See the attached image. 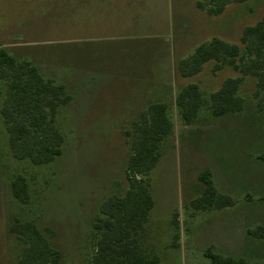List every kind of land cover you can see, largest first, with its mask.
Returning <instances> with one entry per match:
<instances>
[{
	"label": "rangeland",
	"instance_id": "obj_1",
	"mask_svg": "<svg viewBox=\"0 0 264 264\" xmlns=\"http://www.w3.org/2000/svg\"><path fill=\"white\" fill-rule=\"evenodd\" d=\"M199 1L0 0V48L38 64L74 97L57 118L66 137L63 155L34 165L12 154L1 114L7 87L0 80V264H18L22 243L10 231L16 217L35 220L51 236L64 253L62 264H92L93 222L107 197L128 189L130 132L156 101L170 104L175 131L150 174L157 203L145 232L146 248L161 254L162 264H212L211 247L264 264V239L249 233L264 223L258 78L249 75L244 81L247 103L238 113L217 117L208 103L198 121L187 124L177 103L192 82L200 83L211 102L227 78L240 75L230 65L215 72L212 61L185 77L178 65L215 36L241 43L246 26L264 17V0L230 3L220 15L202 9ZM207 168L213 169L218 188L236 198L235 205L210 211L187 206L202 194L200 175ZM18 172L30 180L27 204L12 192L11 178Z\"/></svg>",
	"mask_w": 264,
	"mask_h": 264
},
{
	"label": "trees",
	"instance_id": "obj_2",
	"mask_svg": "<svg viewBox=\"0 0 264 264\" xmlns=\"http://www.w3.org/2000/svg\"><path fill=\"white\" fill-rule=\"evenodd\" d=\"M208 1L207 4L200 0L199 7L220 15L230 3L248 0ZM241 41L231 42L215 36L200 44L190 57L180 60L179 70L185 77L201 73L212 61L215 72L228 65L240 72L238 76L227 78L222 87L212 93L211 102L206 100L200 83L185 86L177 96V103L187 124L196 123L208 103L217 117L243 111L247 100L241 89L249 75L258 78L255 94L259 108L264 112V17L256 24L246 26ZM0 80L7 87L1 114L13 156L42 166L63 155L66 137L57 118L61 107L74 98L67 85L46 76L38 64L18 58L5 47L0 48ZM174 131L175 122L167 101L153 102L136 122L130 132L132 152L126 167L129 187L125 193L107 197L100 205L93 222L96 250L92 264H162L161 254L149 251L145 246V232L157 203L150 174L161 163L165 143ZM261 158L264 159V155ZM200 178L204 182L203 192L187 204L189 208L210 211L236 204L234 196L216 185L213 169L202 171ZM11 187L19 202L27 204L31 201V184L25 173H16L11 178ZM178 217L179 212H176L175 245H179L181 237ZM10 231L22 243L18 264H62L63 251L35 220L16 217ZM249 233L264 239V223L250 228ZM207 255L212 264H251L245 257L224 255L214 251L213 247L208 249Z\"/></svg>",
	"mask_w": 264,
	"mask_h": 264
}]
</instances>
